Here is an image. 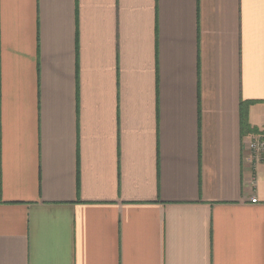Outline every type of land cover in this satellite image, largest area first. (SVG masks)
Here are the masks:
<instances>
[{"label":"crops","instance_id":"1","mask_svg":"<svg viewBox=\"0 0 264 264\" xmlns=\"http://www.w3.org/2000/svg\"><path fill=\"white\" fill-rule=\"evenodd\" d=\"M260 136L264 0H0V264H264Z\"/></svg>","mask_w":264,"mask_h":264},{"label":"built area","instance_id":"2","mask_svg":"<svg viewBox=\"0 0 264 264\" xmlns=\"http://www.w3.org/2000/svg\"><path fill=\"white\" fill-rule=\"evenodd\" d=\"M247 148L256 155L264 154V136L257 137L247 143ZM253 203H257V199L252 200Z\"/></svg>","mask_w":264,"mask_h":264}]
</instances>
